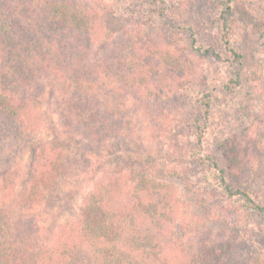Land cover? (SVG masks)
I'll list each match as a JSON object with an SVG mask.
<instances>
[{"label": "trees", "instance_id": "1", "mask_svg": "<svg viewBox=\"0 0 264 264\" xmlns=\"http://www.w3.org/2000/svg\"><path fill=\"white\" fill-rule=\"evenodd\" d=\"M11 1H0V125L3 118L14 123L17 136L34 133L41 123L34 105L45 94L61 128L51 141L32 143L29 160L11 161L0 174V264H243L232 237L200 238L198 250L189 253L183 232L172 230L179 205L173 180L182 179L173 160L168 163L163 155L113 145L135 133L136 114L150 104L149 96L144 97L153 93L151 82L182 85L185 74L179 63L183 58H209L229 68L225 93L244 90V80L253 81L243 76L244 53L230 42L229 21L238 0H219L222 53L201 43L191 27L169 19L160 29L168 50L160 51L154 41L134 31L124 37L119 48L124 56L117 62L123 80L106 97L105 60L85 64L86 45H78L80 33L87 35L91 28L95 34L89 24L94 13L86 6L75 8L50 0ZM150 1L165 4V0ZM152 12L157 14L155 9ZM92 36L84 39L87 45ZM71 38L76 39L74 43ZM218 96L215 87L203 92L199 109L186 121L193 129L190 154L204 167L211 190L200 207L213 221L228 212H247L264 221V201L253 195L251 187L257 163L264 156L254 142L253 123L241 132L222 133L217 153L201 155ZM163 116L151 117L147 138L161 146L162 154L177 155L185 146V135L168 129L164 123L168 117ZM68 147L77 156L71 158ZM80 156L88 158L86 165L72 169ZM115 161H124V167L110 168ZM83 174L93 185L75 217L53 227H38L34 210L42 203L50 208V200L59 201L67 175L78 179ZM253 250L244 264H264V253Z\"/></svg>", "mask_w": 264, "mask_h": 264}, {"label": "rangeland", "instance_id": "2", "mask_svg": "<svg viewBox=\"0 0 264 264\" xmlns=\"http://www.w3.org/2000/svg\"><path fill=\"white\" fill-rule=\"evenodd\" d=\"M19 1L21 0H12L10 3ZM24 1L27 3V0ZM46 1L39 0V3H47ZM50 1L51 3H67L68 6L73 4L75 8L86 6L94 13L93 18L90 17L89 24L91 27L92 25L95 27L96 32L91 34L90 28L87 35L83 32L80 33L82 41L78 45H86L84 48L87 54L85 64L101 60V58L105 60L102 65L105 68L102 70L107 93L105 97L111 95L109 92L111 87H115L120 83V80H123L122 71L117 62L124 56L119 49L124 37H128L134 31L136 35L139 34L144 39L150 38L154 41L160 51L168 50L163 35L160 34L164 19L191 27L201 43L213 46L220 53L223 52L219 36V0H165L164 5L161 2H151L150 0ZM149 3H154L152 8L149 7ZM162 7L165 9L163 14H158ZM153 9L157 10V14L152 12ZM229 24L232 28L231 45L244 53L243 76L245 79L253 77V81L248 83L244 80L246 86L244 90L238 88L234 94L225 93L222 92V89L223 84L231 77L229 68L220 66L209 58L203 60L183 58L179 63V67H183L185 74L181 88L172 87L169 82L166 87L158 83L157 80L151 82L153 93L144 97L149 96L150 104L145 112L139 110L136 114L135 133L128 138L114 141L113 145L114 149L120 146L125 150L137 153L147 152L163 155L168 163L174 161L175 169L180 171L182 179L173 180L177 189L179 205L172 230L183 232L182 241L186 244L189 253L198 250L200 238L232 237L236 239L235 247L238 249L240 260H244L246 263L250 248L264 253V233L261 232L264 229V221L247 212L233 214L228 212L220 216L217 221L206 218L200 207V202L209 198L211 190L204 179V167L197 158L190 154V150L194 149L193 144H190L193 129L186 123L199 109L201 94L215 87L219 98L211 112L208 136L204 143V152L201 155L217 153L222 133L227 130L241 132L251 122L253 123L252 130H257L253 134L254 142L258 149L264 151V0L236 1ZM91 35L93 36L87 45L85 40ZM73 39L71 38L72 43L76 40ZM184 44L185 41L181 39L180 45ZM128 65L130 67V64ZM141 93L145 94L143 91ZM226 95H229V99L226 98ZM49 103V98L45 94L39 97L34 108L41 123L39 128L29 135L17 136V128L14 123L2 118L0 125L2 133L0 135V174L11 161L25 163L29 160L32 143L51 141L54 134L60 130L59 117ZM152 113L156 115L161 113L164 115L163 117H168V121L164 120V123H167V128H176L178 133L185 135V146L177 148L179 150L176 152L177 155L162 154L161 146L148 140L147 134L151 132L147 127L154 115ZM158 123L161 125V122ZM258 125L261 128H258ZM250 139L249 136L246 139L249 146L251 145ZM66 152L71 158L77 156L73 147H68ZM87 161V157H78L77 165L72 169H82ZM257 165L258 169L252 176V193L257 199L264 201V156ZM109 167L122 168L124 161L111 162ZM85 178L88 176L84 174L78 179L67 175L57 196L59 201L57 199L50 200L48 201L50 208H45L42 203V207L34 210L36 225L45 229L53 227L56 222L62 223L75 217L82 199L93 185V182L89 181L90 179L85 180ZM51 215L54 218H50Z\"/></svg>", "mask_w": 264, "mask_h": 264}]
</instances>
